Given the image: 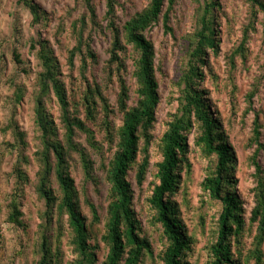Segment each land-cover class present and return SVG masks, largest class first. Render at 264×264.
<instances>
[{"label": "trees", "instance_id": "16d2710c", "mask_svg": "<svg viewBox=\"0 0 264 264\" xmlns=\"http://www.w3.org/2000/svg\"><path fill=\"white\" fill-rule=\"evenodd\" d=\"M18 1L30 14L32 25H46V13L35 2ZM174 1L149 0L142 11L121 24L115 12V0H105L103 28L98 20L95 0H73V3L82 8V12L70 26L75 46L69 51V64L73 65L72 60L78 56L85 71L88 64L91 67L97 65L98 56L93 48L94 36H103L106 32L109 39L107 59L99 72L100 80L94 77L89 82L86 79L80 97L87 120L94 121L98 114L97 108H101L106 143L110 151L112 150L109 161L104 163L108 191L107 206L102 209V221L97 213L99 210L87 198L84 204L90 217L80 212L79 193L68 171V163L72 159L79 165L86 181L98 182L92 173L93 163L86 149L75 140L77 133L81 131L87 136V143L92 149L99 151L100 147L92 142V131L76 114L69 111L70 100L64 84L57 78L58 65L52 49L40 38L30 40L29 50L34 53L36 66L39 68L32 100L33 122L39 143L34 153L37 164L34 192L41 203L38 214L41 221L38 226V258L33 264H63L61 241L66 231L74 252L80 258V264H91L95 256L94 250L99 243L106 251L103 264H140L146 254H151L152 245L148 233L142 229L138 214L135 213L134 191L129 181V173L136 168L135 181L137 187L142 188L149 166L148 148L156 123L155 111L160 101L154 75L155 53L152 44L145 37V32L159 22L166 31H170L167 24ZM191 1L196 5L198 26L187 46L178 83L180 96L177 112L172 115L168 129L160 138L161 161L157 163L154 175L158 184L153 186L147 204L153 212L152 223L158 227L161 238L165 241L160 254L162 264H190L188 258L192 252L193 238L187 233L171 197L177 193L181 184L180 170L185 161L188 136L196 129L195 145L201 148L202 154L211 163L202 188L221 207L216 240L209 248L211 260L208 264H242L243 260L236 255L245 227L243 217L240 216L241 203L232 180L236 156L220 120L216 117L218 114L213 112L205 91L199 87L204 78L202 68L206 67V54L208 50L217 51L212 11L218 7L213 0ZM246 1L253 17L261 16L264 32V0ZM243 45L241 43L235 53L241 54ZM128 47L134 54L131 60L132 72L127 56ZM234 59L235 55L232 54L229 58L231 67H234ZM15 60L19 63L17 56ZM231 75L232 73L228 77L234 90ZM127 78L134 81L136 101L131 107L128 106L130 89ZM114 83L118 91L115 100L116 113L121 116V124L117 128L108 120L109 115L115 113L110 108L107 96ZM254 93L255 91L249 97ZM50 97L54 99L59 111V123L63 130L61 139L58 138L52 117L47 111ZM75 105L73 103L72 107ZM229 105L228 119L233 122L238 111L234 91ZM258 129V125L254 123L252 133L257 152L264 151V144L259 141ZM13 131L17 145L24 151L27 148L25 135L18 128ZM19 159L25 164L28 163L22 153ZM255 167L259 177L253 189L254 206L249 222L250 225L256 224V234L247 259L254 264H264V251L261 249L264 245V176L260 166L255 164ZM13 174L20 190L27 182V177L18 166L14 167ZM18 189L15 192H19ZM18 206L13 197L7 222L22 226V213ZM101 222L102 230L97 238L92 228Z\"/></svg>", "mask_w": 264, "mask_h": 264}, {"label": "rangeland", "instance_id": "374dc122", "mask_svg": "<svg viewBox=\"0 0 264 264\" xmlns=\"http://www.w3.org/2000/svg\"><path fill=\"white\" fill-rule=\"evenodd\" d=\"M32 1L46 13L45 26L32 25L30 14L18 0H0V264H33L38 258V226L41 222L38 214L41 203L34 192L37 171L34 153L39 143L33 122L32 99L36 91L39 68L36 66L34 53L29 50L31 39L40 38L52 49L58 65L57 78L64 84L70 100L69 111L76 114L92 131V142L100 147L99 151L92 149L87 143V136L81 131L77 133L75 140L86 149L93 163L92 173L98 181L96 183L86 181L76 161L72 159L69 161L68 171L79 193L80 212L90 217L84 204L87 198L99 210L97 213L102 221L104 214L102 209L107 206L108 185L104 163L109 161L112 150L110 151L106 143L103 113L98 107L95 120H87L80 97L86 79L89 82L94 77L100 80L99 72L107 59L108 34L105 32L103 36L97 34L94 36L93 48L98 56L97 65L91 67L88 64L85 71L78 56L74 57L73 65H70L69 51L75 46L70 26L80 16L82 8L73 3V0ZM148 1L115 0L118 20L123 24L142 11ZM213 1L218 7L212 11L217 51L208 50L206 67L202 68L204 78L199 87L205 91L213 112L218 114L216 117L220 120L235 152L232 180L235 182L234 190L241 203L240 216L245 222L236 255L243 260L242 264H254L252 260L247 259L256 234V224L250 225L249 215L254 206L253 189L259 177L255 164L260 166L264 176V151L257 152L252 130L256 123L259 127V141L264 144V32L261 16L253 17L246 0ZM104 2L105 0L94 2L99 23L103 28L106 11ZM172 5L167 24L170 31H166L159 22L145 32V37L152 44L155 53L154 75L158 83L160 101L155 111L156 123L148 148L149 166L142 188H138L135 181L136 168L129 173L136 202L135 213L138 214L142 229L147 231L152 245L151 254H146L140 264H162L160 254L165 241L161 238L158 227L152 223L153 212L148 207L147 200L151 196L153 186L158 184L154 175L156 165L161 161L160 138L168 129L172 115L177 112L180 96L178 83L187 46L198 26V14L193 1L175 0ZM241 43L244 44L242 53H235L238 52ZM232 54L235 55L234 67L229 63ZM133 55L128 47L130 72ZM15 56L18 57L19 63L16 62ZM230 73L235 85L234 90L230 86L228 77ZM127 83L130 89L128 106L131 107L136 101L134 81L127 78ZM232 91L235 92L238 106L233 122L228 119ZM254 91V95L249 97ZM117 92L114 83L107 94L110 108L115 112L109 115L108 120L115 128L121 124V116L116 113ZM73 103L76 104L75 107H72ZM47 111L52 117L57 136L61 139L63 130L59 123V111L52 97L47 104ZM14 128H18V131L25 135L27 148L24 151L15 141ZM196 136L197 131L193 129L187 139L185 161L181 164V184L171 200L177 206L178 215L186 226L187 233L193 238L192 252L188 258L190 264H208L211 260L209 248L216 240L221 207L210 197L209 192L202 188V182L208 176L211 163L210 159L202 154L201 148L195 145ZM20 153L27 158L28 163L25 164L19 159ZM15 166L20 167L27 177V182L20 190L16 186L13 174ZM16 189L19 192H15ZM13 197L17 200L19 211L22 213V226L7 222ZM92 230L96 235L100 234L102 222L93 226ZM70 241L66 231L61 241V249L64 252L63 264H80V258L74 252ZM261 249L264 251V245ZM105 253V249L99 243L98 248L94 250L95 256L91 264H103Z\"/></svg>", "mask_w": 264, "mask_h": 264}]
</instances>
